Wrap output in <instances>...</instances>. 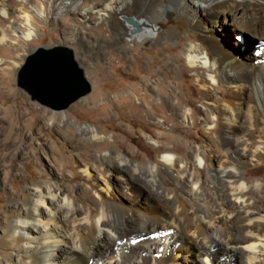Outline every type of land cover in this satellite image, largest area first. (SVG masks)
I'll list each match as a JSON object with an SVG mask.
<instances>
[{"label": "bare ground", "instance_id": "obj_1", "mask_svg": "<svg viewBox=\"0 0 264 264\" xmlns=\"http://www.w3.org/2000/svg\"><path fill=\"white\" fill-rule=\"evenodd\" d=\"M102 1L104 9L93 6L84 9L82 15L91 19L97 14L123 37L134 32L122 21L124 16L133 17L142 26L137 34L140 39L154 34L155 27L173 10L186 17L196 39L178 57L185 64L176 75L149 81L147 93L141 96L151 111L157 109L154 101L160 100L171 121L183 123V127H175L184 132V139L197 138L202 146H190L189 154L183 157L168 148L161 150L157 165L138 163L115 149L100 158L74 156L87 182L77 190L83 200L80 207L77 205L79 210H70L79 199L69 190L59 189L55 182L45 184L46 189L32 188L12 214L10 235L14 243L26 249V264H180L179 259L187 254L204 256L206 264H264V207L250 211L254 197H247L250 189L259 193L264 183L259 180L249 185L243 177L246 165L264 161V0H170L168 4H161V0ZM27 3L31 0H0V14L6 21H22L16 30L25 40L15 38L0 21V44L14 53L10 58L0 56V82L4 84L13 81L32 52L28 43L39 30L36 16H47L45 3L33 9ZM61 4L73 5L71 0ZM233 31L237 41L231 39ZM167 36L172 42L176 39L174 31ZM247 39L254 42L249 45ZM239 43L247 44L249 52L244 53L242 45L239 49ZM82 57L88 58L85 53ZM188 74L205 100L197 108L181 84ZM165 89L169 95L166 100L161 94ZM136 91L134 87L132 92L138 94ZM213 94L216 99L211 101L208 98ZM128 96L122 98L128 102ZM87 109L102 117L107 107ZM8 114L13 116L14 112ZM120 114L125 117L124 112ZM146 114V109H140L141 116ZM79 131L78 138H71L61 130L63 149L77 146L88 154L90 148L101 150L106 145L99 127L89 125ZM173 133L170 138L174 141L177 136ZM31 138L47 161L57 159L53 155L59 150L53 142L35 133ZM128 140L130 146L137 147L136 157H142L144 147L138 138L130 135ZM99 165L104 167L102 177L94 174ZM202 169L207 173L206 185ZM134 173L160 190V197L149 193L140 200L136 190L143 185ZM167 177L174 180V186L168 185ZM110 179L130 190L128 204L121 202ZM55 187L59 190L52 194ZM229 208L235 212H228ZM9 233L6 231L7 236ZM178 243L183 245V253H176Z\"/></svg>", "mask_w": 264, "mask_h": 264}, {"label": "rangeland", "instance_id": "obj_2", "mask_svg": "<svg viewBox=\"0 0 264 264\" xmlns=\"http://www.w3.org/2000/svg\"><path fill=\"white\" fill-rule=\"evenodd\" d=\"M71 2L73 5L61 4L62 0H31V4L27 3L31 9L42 3L47 6V16L44 19L36 16L39 30L36 35L32 36L28 45L32 51L38 46L62 45L70 48L77 64L84 70L91 84V91L66 109L50 108L33 99L18 85L19 72L26 61L23 62L10 84L0 82V264H26V249L21 248L18 243H14L13 236L10 234L13 232L14 226L12 214L21 207L20 203L22 204V201L26 200L27 194L32 192V188L35 189L39 186L46 189L45 184L50 186L56 182L55 184L60 187H57V190L62 188L65 191L69 190L70 195L73 194L75 199H79L78 203L72 204L70 210L72 208L80 209L82 204L79 205L81 198L78 196L77 190L84 187L87 182L81 168L74 163V156L100 158L105 156L108 150L115 149L124 157L134 159L138 163L157 165L162 159L161 150L168 148L174 154L183 157L189 154L190 146H202L201 141L197 138H192L189 141L184 139V132L178 131L175 127L176 124L183 127V123L171 121V114L160 100L154 101L157 109L151 111L148 110L150 106L146 104V98L141 96V93H147L149 81L154 83L161 77L176 75L180 66L185 64V61L180 62L178 57L182 55L184 47L196 39L195 33L187 24L186 17L178 14L175 10L171 11L159 23L160 25L155 27L154 34L143 39H140L137 35L139 32L121 17L131 30H135L133 33H129V37H123L111 29L109 21L99 20L100 17L97 14L91 19L82 15L84 9L87 10L93 6L104 9L102 0H71ZM169 2L170 0H161L160 3L168 4ZM2 20L5 22L4 28H10L15 38L25 42L23 38H19L16 30L17 25L22 27L21 20L11 18L6 21L5 17L0 14V21ZM170 31L176 33V39L173 42L167 36ZM217 32L221 34L220 30ZM233 33L235 34V31ZM233 33L230 35L231 39L237 41L236 34ZM252 42H254L253 39H247L249 45ZM239 45L244 46L241 48L244 53L249 52L247 44L239 43ZM84 53L88 58L83 59ZM11 55H14L13 51L7 45L0 44V56L10 58ZM181 84L183 87L185 86L182 88L186 94L195 100L194 102L191 99L195 108L205 102L190 74ZM134 87L138 94L132 92ZM177 93L180 95L181 90H178ZM161 94L165 95L164 100L169 96L166 89ZM125 95L129 98L128 102L122 98ZM208 99L213 101L216 99V95L213 94ZM102 106L107 107L106 114L102 117L87 109L101 108ZM140 109L147 110L146 116L140 115ZM11 111L14 112L13 116L8 114ZM121 112L125 113V117L120 114ZM106 117L108 118L105 119ZM164 117H167V120ZM68 123H71V128L68 127ZM89 125L99 127L103 132L106 145L101 150L92 147L88 154H85L79 151L77 146L71 148L72 150L70 148L63 149L64 140L61 130H66L65 133H68L71 138H78L81 134L79 130ZM11 131L14 134H11ZM33 133L41 136L44 141L53 142L54 146L56 145L59 150H56V155H53L57 158L56 160L50 162L45 159L44 154L39 151L35 139L31 138ZM171 133L177 136L176 140L173 141L170 138ZM130 135L136 136L141 142V146L144 147L142 157H136L137 147L130 146L129 140L127 141ZM114 141L120 144L117 145ZM94 171V174L99 177L104 175V167L100 165ZM160 171L164 172L162 168ZM201 171L206 185L207 173L204 169ZM133 177L143 185L142 189L136 190L140 200H145L151 193L160 197V190L157 191V188L151 186L145 177L137 173H134ZM243 177L249 185L259 180L264 183V161L246 165L243 168ZM166 181L170 187L174 186L172 178L167 177ZM110 183L118 197L121 198V202L128 204L131 199L130 190L123 188L117 180L110 179ZM52 189H55V193L52 194H56V187ZM254 193H256L254 189L247 192L248 198L254 197L252 200L254 204L251 203L250 211L262 210L261 208L264 207L262 206L264 205V184L259 193L257 192L256 195ZM71 197L70 199L73 200ZM142 202L144 203V201ZM65 209L69 210L67 207ZM228 212L235 211L233 208H229ZM6 231L10 232L9 236ZM177 246L176 253L179 254V251L183 253V245L178 243ZM203 257L201 255V258H198L187 254L179 260L180 264H206Z\"/></svg>", "mask_w": 264, "mask_h": 264}, {"label": "water", "instance_id": "obj_3", "mask_svg": "<svg viewBox=\"0 0 264 264\" xmlns=\"http://www.w3.org/2000/svg\"><path fill=\"white\" fill-rule=\"evenodd\" d=\"M123 18L142 32V26L133 17ZM18 85L33 99L58 110L66 109L91 91L72 50L62 45L38 46L32 51L19 72Z\"/></svg>", "mask_w": 264, "mask_h": 264}]
</instances>
